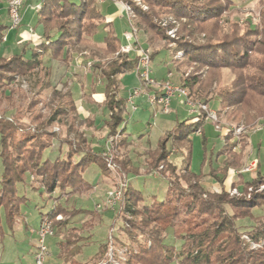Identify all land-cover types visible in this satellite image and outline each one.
<instances>
[{"label":"trees","instance_id":"trees-1","mask_svg":"<svg viewBox=\"0 0 264 264\" xmlns=\"http://www.w3.org/2000/svg\"><path fill=\"white\" fill-rule=\"evenodd\" d=\"M123 1L131 4L135 24L147 34L149 44L162 41L170 47L174 43V54L183 51V58L174 60L175 68L191 99L208 101L213 84L221 81L224 69H229L233 78L218 90L221 110H225L230 120L245 121L250 125L264 118V0H259L261 21L255 26L248 20L240 23L225 16L227 11H238L232 7L236 1L244 0H218L213 5L207 4L206 0H141L147 9L131 0ZM40 5L41 41L31 47L25 43L20 51L9 56L0 54V98L13 103L18 90L22 92L15 86L18 76L43 70L50 75V69L44 65L46 54L60 67H68L74 51L85 47L96 54L95 49H99L103 57H110L95 62V68L105 80L103 105L109 111L105 121L107 137L119 134L118 143L117 139H112V145L124 146L127 143V97L120 94L119 75L134 70L138 56L131 57L121 51L120 39L111 22L105 23L108 28L105 45L98 47L93 42L98 26L105 22L97 0H40ZM161 17L179 21L176 38L167 33L174 24L159 23L157 19ZM8 28L7 22L0 18V45ZM53 30L57 33L55 36ZM29 51L30 56H27ZM159 53L160 49L155 50L151 60ZM191 66L193 69L188 72ZM203 67L206 68L205 75ZM62 90H55L57 107L45 118L40 111H35L38 100L30 103L28 109L31 108L35 129L21 123L23 114L19 109L11 113L12 119L6 113L0 114V239L5 234L4 222L12 229L22 205L28 201L19 192L28 173L40 181L47 194L58 189L73 195L93 188L83 175L91 164H97L102 173L107 172L106 149L95 150L85 133L75 127V117L69 120L73 96L71 90ZM54 123L67 125V133L48 130L47 127ZM205 123L197 116L175 119L174 125L158 138L156 146L148 149L145 172L157 171L168 179L164 198H151L146 202L144 195L133 186L127 185L124 190L123 228L132 244L126 247L125 264H171L175 260L179 264H264V216L252 212L255 207L264 208V188L259 189L264 185V174L258 166V170L247 178L231 179L232 170L243 165L248 144L243 139L240 152L228 148L231 133L216 153L219 156L226 154L222 165L214 166V151L208 156L204 149L203 165L208 160L209 171H194L191 135L202 129L203 144H206ZM55 140H59L61 146L66 145L67 150L55 157H45L46 149ZM173 147L186 149L181 152L184 155L181 166L170 159ZM259 148L258 144L256 151ZM114 158L125 174L141 173L140 167H135L129 156L114 155ZM207 174L215 179L217 187L214 190L204 183ZM237 186L240 194L232 195L231 189ZM82 212V209H69L57 203L41 219H50L54 234L59 235L70 224V218ZM58 215L62 217L58 219ZM243 218L258 222L242 231L240 221ZM78 228L71 227L67 236L58 242L59 257L64 264H99L102 260L113 264L109 261L108 242L102 243L88 261L76 258L85 242L84 236L77 235ZM168 233L179 240V245L167 242ZM244 233L250 235V241L243 238Z\"/></svg>","mask_w":264,"mask_h":264},{"label":"rangeland","instance_id":"rangeland-1","mask_svg":"<svg viewBox=\"0 0 264 264\" xmlns=\"http://www.w3.org/2000/svg\"><path fill=\"white\" fill-rule=\"evenodd\" d=\"M34 1L35 0H30L29 2ZM131 1L141 5L144 9H147V5L141 0ZM24 2L23 6L25 4ZM97 2L98 4H100V8L103 14L105 15V22H102L98 26V31L96 35L92 37L93 42L98 47H103L105 45L104 36L106 35L108 29L105 23L111 22L114 33L120 39V43L122 45L129 44L128 39L125 37V32L130 31L131 27L128 19L127 10L123 6V4L118 0H105L101 3L99 2V0H97ZM206 3L209 5H213L217 4L218 0H206ZM1 4L2 5L0 6V13L2 14L0 15H2V17L0 18H2V20L4 19L6 21H10V26L15 29L14 31L10 32L6 31L5 39L0 45L1 55L9 56L12 53L20 51L25 43H29V47H31L41 41L42 34H39L40 32L37 31V28L40 27V25L38 27H36V25L26 26L25 22L22 23V14L21 22L19 24L13 25L8 12L9 0H3ZM129 5L131 7V10H129L131 14V20L135 24L134 11L131 4ZM232 8H237L239 10L234 11L233 13H230V11L225 12V16L227 15L231 19V21H239L240 23H242L248 20L250 21L251 26H255L258 22L261 21L262 7L259 0L236 1L235 6H233ZM168 19H170L171 21H167ZM157 21L159 23L164 21L165 24L173 23L174 26L171 27L167 31V33L171 38L177 37V28L179 26V21L177 19L172 17H161L160 19L158 18ZM52 34L55 36L57 33L55 32V30H53ZM203 36L204 34L201 35L202 41ZM137 37L138 42L141 46L150 48L151 56L155 50L160 49V53L154 58V60L151 61L152 74L157 77L163 74L167 78H170L173 82L180 83L181 74L176 70V64L174 60L175 58L182 59L183 51L179 50L176 54H174V43H172L170 47H166L162 41L156 42L155 44H149L148 42L147 44H145L144 42L147 41V34L139 27ZM95 51H97L96 54H93L90 49L85 47H82L78 51H74L73 57L68 67H60L56 60H54L49 54H46L44 56V65L48 69H50L51 74L47 75V71L43 70L39 72H34L33 74H30L28 76H18L16 79L15 86L21 89L22 92L19 93L18 90L13 103H8L7 100H3L0 98V114L6 113V115H8L10 119H12L11 113L16 111V109H19L20 111H22L21 113L23 114V116L21 117V123L27 125V127L31 129H35L36 123L32 122L30 116L32 112L31 108H29L30 110L28 109L30 103L34 99H37L38 103L35 106V111H40L45 118L51 113L52 108L57 107L55 100V90L63 89L62 91L65 92L69 89L71 90L73 96V103L70 106L69 120L72 121L75 119V127H77L79 131H83L85 133L86 137L88 138V141L94 148L98 150L101 149L102 141L103 143L106 141L107 145H104V147L106 148V150H108L109 142H112V139H117L118 143V139H120V137L119 134L107 137L108 129L105 125V121L109 117V111L103 105V90L105 80L99 75L98 70L95 68V62L99 61L100 59H108L110 57H103L99 49H95ZM121 51L123 50L121 49ZM130 54L131 57L136 56L135 52H131ZM27 56H30V51L27 53ZM158 64L170 65V72L167 74V71L165 69H161V66H157ZM203 68V75H205L206 68ZM192 69L193 67L191 66L189 69H187V71L189 72ZM119 78L121 80L120 92L122 90V92H125V94H129L131 92L130 90H133L135 87H138L140 85L139 74L136 68L134 70L120 74ZM232 78V72L229 69H224L222 72L221 81L213 84L212 92L210 93V99L208 101L200 99L193 100L189 97L191 101L196 102L198 104H204L207 108H209V110H215L218 116L217 125L221 129H217L212 122L208 121V123L204 125V132L208 128H210L212 132L208 134H206L205 132V135L207 137L206 144H203V137L201 134L191 135L193 140L191 166L192 169L196 172L203 170L204 172L208 173L209 171V161L207 160L203 165L204 149L207 150L208 156H210L211 152L214 151L212 159L214 166L222 165L226 154H221L219 156L216 155V153L225 144L226 136L229 133H231V138L228 141V148H231L235 152L241 151L243 147V139H246L249 143V136H251V140L253 141L252 144L259 140L260 135H263L264 141V118H259L254 125H250L245 121L237 122L234 120H230L225 110H221L218 90L221 87L227 85ZM125 88L126 91H124ZM146 90L148 92L156 91V89L154 88H147ZM88 96L91 97L92 101L88 98ZM175 99L179 98L177 97ZM156 108H158V111L153 110L152 114H145L141 118L135 117L132 120L130 119L128 123V128L131 129L132 136L137 137L139 133H147L148 135H150L151 142L154 145H156L158 138L162 136L167 129L171 128L174 125L173 114L164 113L163 111H161V108L159 106H156ZM189 115L194 116L190 113ZM129 118V115H127V120L125 121L126 123L128 122ZM240 128L243 130V133L235 135L234 131ZM47 129L62 132L64 135L67 133V125L59 123H54L48 126ZM70 135L73 136L74 134L71 132ZM134 141H130L122 147H113V149H111V153L113 154L112 160L116 165L115 169H111L107 165L108 169L105 173L106 176H102L100 172L95 176L89 175L90 177L87 174V179L93 184L94 189L92 188L93 190L91 189L84 193L73 194L72 196L74 197L69 200L70 205L66 206L67 208L72 209L73 206L71 205H74L77 209H82L83 212L80 213L78 218H82L83 214H85L83 215V218H87L88 215H92L93 217L83 222V227L78 228L79 230H77V235L84 234L85 230L88 229V226L91 225V221L96 222L91 231L90 240H88V238L82 235L85 237L84 241H88V243L84 245V248L82 249L83 251L80 258V260L82 261H88L89 259H91L95 255V253L98 252L100 245L102 243L108 242V251L113 250L114 256L116 258L115 261H113V264H125V257L127 256V254L124 253V251L126 247H129L132 244L130 243L131 241L125 234L123 228L125 225V218L122 210V204L124 201L122 200L121 203L116 204L114 207L104 205V201L107 197L108 192L110 190L119 188L121 182L125 180V176L128 185H131L137 190H139L144 195L146 202L150 201L151 198L162 199L166 195L168 189V179L166 177L161 176L157 171H154L152 173L145 172L147 151L148 149L154 146H152V144L150 143L145 144L143 142ZM66 150V145L61 146L60 141L55 140V143L51 147L46 149L44 155L45 157H55L58 154H63ZM252 150L253 149L251 146L246 147V155L243 159V165L240 168H235L234 170H232L233 174L231 179L233 181H237L240 176L244 177V175H252L258 170V164L260 161L258 159H255L254 156H252ZM185 151V148L173 147L170 159L173 162L177 163V165L181 166L184 158V155L181 154V152ZM114 155L129 156L130 158H132L134 166L140 167L141 173L125 174L122 169H120L119 164L116 163ZM105 159L107 163L106 154ZM249 166L250 169L247 170ZM1 167L2 162L0 157V169ZM260 170L264 174V165L263 167H261ZM103 177L104 183L101 181V178ZM204 183L207 188H211L213 190L217 187L215 184V179L208 174L204 178ZM263 188L264 186L261 185L259 189ZM239 191V186L233 187L231 189V194L238 195L240 194ZM58 193L59 196L67 195L62 191ZM29 205V211L34 214V222L37 223L39 219V212L35 209L32 204ZM98 205H101V207L99 208ZM51 207L52 203L50 201V203L44 208V211L47 212L51 209ZM253 211L256 214L264 216V208L259 211L254 209ZM105 212L108 213L106 214ZM60 216L62 217V215ZM74 217L76 216L70 218V224L68 225V227H65L63 229L62 232L64 233L62 240L64 239L65 235L67 236V234L70 232L71 227H73L71 226V220H73ZM257 222L258 221L256 219L251 218L249 220L248 218L241 219L240 225L242 231H246V229L249 230L250 228L248 227L251 226V224H256ZM110 235L112 236V238H109ZM246 236L248 237L250 235L247 233L243 234V238L245 240H248ZM51 237L47 238V244L49 246L48 248L50 249V253L46 258L45 264H60L61 261L59 257V247L56 244L58 239L53 236ZM140 239H142V236ZM37 241L38 237L36 240V245ZM167 242L179 245V240H176L171 233L167 234ZM24 244L26 245L27 243ZM253 244L254 243L252 242V245ZM104 263H106L105 260L99 262V264ZM171 264H179V262L175 260Z\"/></svg>","mask_w":264,"mask_h":264},{"label":"crops","instance_id":"crops-1","mask_svg":"<svg viewBox=\"0 0 264 264\" xmlns=\"http://www.w3.org/2000/svg\"><path fill=\"white\" fill-rule=\"evenodd\" d=\"M2 1L3 0H0V6L2 5L1 4ZM29 1L30 0H25V2H24L25 4H24L22 11H21L22 23L25 22L26 26L36 25V27H38L40 25V24H37L38 12L35 11L34 7L36 4L40 3V0H35L34 2H29ZM6 22L9 25V28L6 31H9V32L14 31L15 29L10 26V21H6ZM37 31L40 32L39 34H42L43 29H42L41 25H40V27L37 28ZM144 43L147 44V41H145ZM120 45H122V44L120 43ZM163 61H164V59H163ZM157 66H161L162 67L161 69H165L167 71V74L170 72V70H169L170 65L158 64ZM153 77L159 81H162V80L167 78L163 74L161 76H158V77L153 75ZM136 85H138V84H136ZM130 89H132V88H130ZM104 90H105V88H104ZM104 90H103V92H104ZM124 91H126V88L124 89ZM120 94L125 96V97H127L129 95L127 93L125 94V92L123 93L122 90H121ZM175 98H177V97H174L172 99V103H171L172 111L169 113V114H173L174 122H175V119L184 120V119L190 117L191 115H189L187 106L181 102L179 97H178L179 99H175ZM136 104H138V109H136L134 111L130 110L131 109L130 107H128V106L126 107V116L129 115V117H130L128 119V122L126 123L125 135L127 138V143L135 140L134 142H143L145 144L150 143V144H152V146L155 147L156 145H154L151 142L150 135H148L147 133L145 134L144 132H142V134L139 133V135L137 137L132 136L131 129L128 128V123H129L130 119L132 120L135 117L141 118L143 115L149 114V113L152 114V111L153 110L158 111V108H156V106L150 105L146 96L138 97ZM206 123H208V122H206ZM206 123H205V125H206ZM169 129H167V130H169ZM204 129L205 128H203V130ZM205 132H206V134H208V133L212 132V130L210 128H208ZM205 132H204V134H205ZM140 134H141V136H140ZM252 142L253 141L251 140V136H249V143H248L247 147L248 146L252 147L253 150H252L251 154H252V156L255 157V159H258L260 161L259 166L261 169V167H263V165H264L263 135H260L259 140L257 142L254 141L255 142L254 144H252ZM258 144L260 145V148L258 151H256V146ZM104 145H107L106 141L104 143L102 141V148L101 149H99V150L96 148H94V149L97 151H103L104 149H106L104 147ZM154 147H152V148H154ZM262 163H263V165H262ZM216 166H218V165H216ZM99 172H100V174H102V176H106L105 173L101 172V170L97 164H91L89 167H87V169L85 170L83 175L87 179V176H86L87 174H88V176L89 175L95 176ZM248 176H250V175H244V178H247ZM101 181L104 183V177L101 178ZM20 186L21 187H19V192L21 191L20 193L24 194L28 198V201L22 205L20 214L15 221V226L12 229H9L8 226L4 222L5 234H4L3 238L0 239V247L2 248V249L0 248V252L2 250V252L0 253V264H33L34 255H35V251H36V247H37V245H36V240H37V236H38L37 231H38V228L40 227V224L43 221L41 219V217L43 214L46 213L44 211V208L50 203V201L52 203V207H54L57 203H62L63 205L68 206V205H70L69 200H71V198L74 197L72 195H66V196L61 195V196H59L58 192H60V191H58V189H56L51 194H47V192L44 189V186L40 183V181L37 178H35L34 175H32L30 173H28V175H27L26 183L21 184ZM29 204H32L35 207V209L39 212V216H38L39 219H38L37 223L34 222V218H35L34 214H32V212L29 211L30 210ZM71 206L75 207L74 205H71ZM262 208L263 207H255L252 209V212L255 215H260V214H256L253 210L255 209V210L259 211V210H262ZM79 215L80 214H78V215H76V217H74V219H73L74 221L71 220L72 221L71 226H76V227L81 228V227H83V222H85L89 218H93L92 215H88L87 218H85V217L83 218V215H85V214L82 215V218L81 217L78 218ZM103 216H105V215H103ZM80 219H81V221H80ZM95 224H96L95 221H91V225H89L88 229L85 230V233L82 234L86 238H88V240H90L91 231H92ZM63 233L64 232H62L59 235H56V234L52 235L53 237H56L58 239V241L56 243L57 245H58V242L60 240H62ZM49 237H51V236H49ZM24 243H27V244L25 245ZM87 243H88V241L87 242L85 241L83 243L82 249L84 248V245H86ZM82 251L83 250H81V252H79L76 255V258H78L79 260L81 258ZM49 253H50V251H49ZM60 261H61L60 264H64V262L61 258H60Z\"/></svg>","mask_w":264,"mask_h":264},{"label":"built area","instance_id":"built-area-1","mask_svg":"<svg viewBox=\"0 0 264 264\" xmlns=\"http://www.w3.org/2000/svg\"><path fill=\"white\" fill-rule=\"evenodd\" d=\"M103 1L105 0H99L100 3ZM118 1L121 2L127 10L131 27L130 31L125 32V37L128 39L129 44L121 45V49L128 54H130L131 52H135L138 56V64L136 69L138 71L140 79V85L131 90V92L127 96L126 106L130 107V110L134 111L138 109V104H136L137 98L140 96H146L150 105L159 106L161 108V111H163L164 113H170L172 111V99L174 97H179L181 99V102L187 106L190 114L202 118L206 122H212L217 129L221 130L217 125L218 116L216 111L212 109L209 110V108H207L204 104H198L191 101L189 99L188 90L182 84L175 83L170 78L159 81L153 77L151 68V50L150 48L141 46L138 42V27L131 20V14L129 11L131 10L130 5L126 2L120 0ZM23 2L24 0H9L8 12L13 25L19 24L21 22V8L23 6ZM40 7V3L36 4L34 7L35 11L38 12ZM147 88H154L156 89V91L148 92L146 90ZM241 133H243V130L241 128L234 131L235 135ZM193 134H202V129L196 130ZM108 146L109 149L105 152V154L107 155V165L111 169H115L116 165L112 160L113 154L111 153V149H113L112 142H109ZM249 169L250 166L247 168V170ZM124 181L121 182L119 188L110 190L108 192L107 197L104 201V205L114 207L116 204L121 203V201L124 199V190L128 185L126 176ZM98 207L100 208L101 205H98ZM58 217L61 218L60 215ZM54 233L55 231L52 221L50 219H44L37 231L38 241L33 264L46 263V258L49 255L47 238L54 235ZM111 235L109 236V238H112ZM246 238L250 240L249 236H246ZM253 245L256 244L254 243ZM124 253H126V249ZM108 256L109 261L113 263V261H115L116 259L113 250L108 251Z\"/></svg>","mask_w":264,"mask_h":264}]
</instances>
